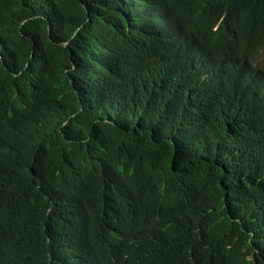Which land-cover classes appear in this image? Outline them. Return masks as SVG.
Masks as SVG:
<instances>
[{
	"label": "trees",
	"instance_id": "trees-1",
	"mask_svg": "<svg viewBox=\"0 0 264 264\" xmlns=\"http://www.w3.org/2000/svg\"><path fill=\"white\" fill-rule=\"evenodd\" d=\"M263 49L264 0H0V264H264Z\"/></svg>",
	"mask_w": 264,
	"mask_h": 264
},
{
	"label": "clouds",
	"instance_id": "clouds-1",
	"mask_svg": "<svg viewBox=\"0 0 264 264\" xmlns=\"http://www.w3.org/2000/svg\"><path fill=\"white\" fill-rule=\"evenodd\" d=\"M76 250V257L70 264H105L97 253L92 251ZM92 262V263H91Z\"/></svg>",
	"mask_w": 264,
	"mask_h": 264
},
{
	"label": "rangeland",
	"instance_id": "rangeland-1",
	"mask_svg": "<svg viewBox=\"0 0 264 264\" xmlns=\"http://www.w3.org/2000/svg\"><path fill=\"white\" fill-rule=\"evenodd\" d=\"M264 62V49L261 50L258 55L255 57L254 60V66L255 65H261V63Z\"/></svg>",
	"mask_w": 264,
	"mask_h": 264
}]
</instances>
